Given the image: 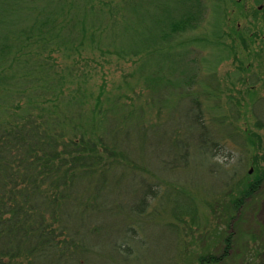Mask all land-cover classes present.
I'll use <instances>...</instances> for the list:
<instances>
[{
    "label": "rangeland",
    "instance_id": "374dc122",
    "mask_svg": "<svg viewBox=\"0 0 264 264\" xmlns=\"http://www.w3.org/2000/svg\"><path fill=\"white\" fill-rule=\"evenodd\" d=\"M23 1H6L11 8L0 9L5 25L21 18ZM126 1H89L87 12L93 8L102 18L87 31L97 36L96 42L86 39L83 48L73 30L64 32L72 43L66 50L54 46L60 45L58 40L35 43L37 36L22 43L15 38L14 26L5 29L14 50L0 61V79H5L0 87V120L18 113L46 75L24 80L19 70L28 62L37 68L39 63L56 78L63 69L66 96L79 87L87 90L88 98L74 103L71 113L92 112L103 119V112L112 108L115 119L136 115L130 126L139 120L149 130L141 139L131 137V163L114 168L116 176L111 179L118 183L106 194L111 205L99 214L103 229L91 239L93 253L83 264H200V259L209 257L205 264H264V182L238 211L233 207L242 189L238 184L245 177L252 179L254 159L264 155V0H206L207 12L197 28L174 35L173 49L166 46L163 52L142 57L128 54L123 46L131 38L152 33L158 10L131 0V12L136 5L131 16ZM155 1L167 6L174 2ZM23 21L21 29L33 24ZM143 46L135 43L129 51H142ZM183 47L189 49L191 66L197 65L177 96H171L177 86L164 82L151 89L144 81L151 77L150 69L141 73L138 67L150 61L170 81L169 74L185 66ZM192 93L197 94L202 131L195 122ZM37 96L32 99L37 98L40 106L62 103H55L51 87ZM146 183L152 190L149 216L141 217L131 208L139 207ZM188 198L193 213L181 221L173 218L174 202L184 204ZM131 222L138 238L126 239L124 228ZM228 236L230 247L225 252ZM124 241L130 252L114 247Z\"/></svg>",
    "mask_w": 264,
    "mask_h": 264
},
{
    "label": "trees",
    "instance_id": "16d2710c",
    "mask_svg": "<svg viewBox=\"0 0 264 264\" xmlns=\"http://www.w3.org/2000/svg\"><path fill=\"white\" fill-rule=\"evenodd\" d=\"M6 1L8 0H0V9L11 8ZM89 1L91 0H24V13L19 20L13 19L8 25L0 20V61L14 50L11 38L4 33L10 26L18 30L15 38L22 43L37 36L39 40L35 39V43L58 40L60 45L54 46L68 50L72 43L64 32L69 33V30L76 32L81 39V48L86 39L96 42L97 36L87 31L93 30L102 17L93 8L87 12ZM172 1L173 4L169 6L155 0L125 2V10L129 13L130 2L148 3L149 7L153 4L158 10L151 22L152 33L148 32V36H138L123 43L128 54L142 57V54L149 56L153 52H163L166 46L173 49L170 41L173 36L197 28L207 12L206 0ZM133 6L135 9L136 5ZM130 17L123 22H128ZM61 18L63 19L60 20ZM23 20L33 24H29L30 28L21 29L19 26ZM61 21L66 23H60ZM63 38L66 41H61ZM98 41L103 43V39L98 38ZM135 43L144 45V50L129 51ZM183 50L185 66L174 69L169 74L172 77L170 81H165V77L160 76L161 70L153 68L150 61L148 66L141 64L138 67V72L141 73L150 69L148 74L151 77L144 81L151 89L164 82L177 86L171 95L177 96V89L197 65H194L195 68L191 66L193 64L189 61V49L183 47ZM38 64L37 68L25 62L24 67L19 70L20 76L27 82L36 75L38 77L41 73H46L41 84L31 89L35 93L31 94L32 97H38L39 92L51 87L55 103H62L44 107L42 102L40 106L37 98L27 96L28 102L18 113L13 114L12 118L0 120V264H83L87 255L93 253L91 239L103 229L99 214L103 208L111 205L106 194L111 185L118 183L111 179L116 176L114 168L131 163L133 158L130 156L131 152H128L129 146H134L131 137L136 135L141 139L149 135V130L143 129L139 120H136L138 124L134 128L130 126L136 115H122L115 119L111 112L116 111L112 108L103 112V119L92 112L71 113L70 107L74 103L82 104L81 101L88 98L87 90L79 87L70 95H64L66 78L63 69L56 78ZM4 80L0 79V87ZM190 98L194 105L195 122L200 129L202 123L197 111V94L192 93ZM257 126H260L259 123ZM254 164L256 170L252 179L245 177L238 184L242 189L233 202L234 211H238L242 203L252 197L264 182V155L256 156ZM146 184L139 207L131 208L132 214L141 217L149 216L146 210L152 190ZM117 205L119 209V204ZM193 210L194 205L190 199L184 204L174 202L171 216L181 221L183 216L191 215ZM134 226L133 222L125 226L124 238H138ZM230 237L225 240V252L230 247ZM114 247L121 253L131 250L130 244L125 241ZM209 259L210 257L200 259V264H205Z\"/></svg>",
    "mask_w": 264,
    "mask_h": 264
}]
</instances>
